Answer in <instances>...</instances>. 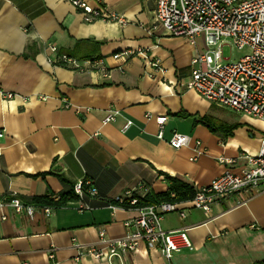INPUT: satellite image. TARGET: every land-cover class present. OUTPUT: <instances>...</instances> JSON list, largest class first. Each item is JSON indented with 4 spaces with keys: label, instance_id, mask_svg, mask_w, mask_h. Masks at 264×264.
Returning a JSON list of instances; mask_svg holds the SVG:
<instances>
[{
    "label": "crops",
    "instance_id": "crops-1",
    "mask_svg": "<svg viewBox=\"0 0 264 264\" xmlns=\"http://www.w3.org/2000/svg\"><path fill=\"white\" fill-rule=\"evenodd\" d=\"M101 3L122 22L87 23L65 0H0V91L13 95L0 97V199L15 194L30 204L36 197L56 201L86 181L98 193L84 196L91 210L82 212L76 210L74 195L52 206L49 216L37 207L32 217L1 208L0 264L263 262L264 186L237 207L232 199L218 200L208 212L192 208V199L175 203L185 216L168 213L161 228L185 231L190 247L169 261L144 242L122 262L76 258L73 239L92 244L99 231L121 238L124 222L135 216L129 208L110 209L105 201L127 192L140 198L163 193L169 186L166 176L195 190L205 187L223 172L219 160L253 155L264 138V130L241 121L239 113L187 88L191 60L206 52L203 36L191 45L169 35L154 22L156 0ZM137 48L148 49L164 73L138 57L113 58ZM62 54L74 58L79 68L54 62ZM92 60L105 70L90 68L87 61ZM110 108L120 116L102 125ZM157 116L166 117L162 139L156 138ZM127 120L132 125L122 132ZM173 132L187 135L189 146L171 148L167 141ZM194 141L201 143L202 154L191 160Z\"/></svg>",
    "mask_w": 264,
    "mask_h": 264
},
{
    "label": "built area",
    "instance_id": "built-area-1",
    "mask_svg": "<svg viewBox=\"0 0 264 264\" xmlns=\"http://www.w3.org/2000/svg\"><path fill=\"white\" fill-rule=\"evenodd\" d=\"M65 1L78 10L87 23L95 20L122 22L117 15L105 12L101 0ZM154 22L169 35L183 37L191 45L195 44L197 37L203 36L206 52L191 60L192 70L187 82L189 90L210 103L264 123V0H156ZM224 41L246 53L237 61L228 62L222 56V47L227 45ZM49 50L56 53L54 46H50ZM132 57L142 59L153 71L164 73L159 61L148 49L124 50L113 55L114 59L123 60ZM54 62L79 68L74 58L64 54L58 55ZM87 64L101 72L105 70L100 61H87ZM0 97L10 99L13 95L0 91ZM118 116L120 112L110 108L101 124L114 122ZM145 118L150 119L151 115L146 114ZM155 122L158 127L156 138L162 139L166 117L157 116ZM131 125L132 121H125L121 131L125 132ZM2 135L0 132V137ZM190 142L187 135L176 132L167 141L175 150L189 146ZM193 152L195 155L191 160L202 154L199 141L193 142ZM219 162L225 165L223 172L207 186L195 191L192 208L208 212L221 199H232L234 207L242 206L264 186V138L255 154L244 152L235 159ZM71 192L77 198L75 204L79 212L91 210L84 202V196L95 198L98 195L88 181L76 183ZM124 201L128 207L121 206ZM105 204L110 209L129 208L135 211V216L124 222L125 235L121 238L110 239L99 231L97 241L92 244L84 245L73 239L72 247L77 252V259H117L122 262L126 255L136 251L139 243L144 242L149 247H157L163 258L169 261L173 253L190 247L185 231L164 232L161 228L164 215L177 212L181 217L185 216L184 211H178L175 203L138 206L137 197L127 192L105 201ZM3 207L10 208L16 215L29 217H32L36 207L41 208L45 216H49L52 209V206L25 203L15 194L9 199H0V209ZM1 219L5 217L1 216ZM49 258H52L51 254Z\"/></svg>",
    "mask_w": 264,
    "mask_h": 264
},
{
    "label": "trees",
    "instance_id": "trees-1",
    "mask_svg": "<svg viewBox=\"0 0 264 264\" xmlns=\"http://www.w3.org/2000/svg\"><path fill=\"white\" fill-rule=\"evenodd\" d=\"M165 179L169 184L167 190L159 194H149L143 198L137 197L138 206H148L160 202L179 203V202L191 200L194 197L196 190L192 186L176 178H171L166 176ZM70 199H73V194L71 191L68 195L59 196L57 201H53L47 198L36 197V198H32L30 202L34 204L46 205V206H61L65 204L67 200ZM112 203L119 205L116 202H112ZM121 206L128 207L125 201ZM257 264H264V261Z\"/></svg>",
    "mask_w": 264,
    "mask_h": 264
},
{
    "label": "rangeland",
    "instance_id": "rangeland-1",
    "mask_svg": "<svg viewBox=\"0 0 264 264\" xmlns=\"http://www.w3.org/2000/svg\"><path fill=\"white\" fill-rule=\"evenodd\" d=\"M227 43V45L222 47V56L224 59H227L228 62L237 61L239 58H241L246 51H240L236 48H233L227 41H224ZM241 121H247L248 123L252 124L253 126L259 128L260 130H264V123L254 120L252 118H247L246 116L239 114Z\"/></svg>",
    "mask_w": 264,
    "mask_h": 264
}]
</instances>
